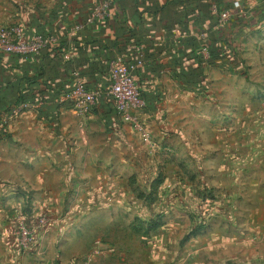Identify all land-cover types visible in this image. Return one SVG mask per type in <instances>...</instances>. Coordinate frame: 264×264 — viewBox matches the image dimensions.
<instances>
[{"label":"rangeland","instance_id":"obj_1","mask_svg":"<svg viewBox=\"0 0 264 264\" xmlns=\"http://www.w3.org/2000/svg\"><path fill=\"white\" fill-rule=\"evenodd\" d=\"M20 5L0 0V27ZM239 59L169 90L144 131L116 114L109 130L94 107L17 119L6 136L27 138V191L0 177V264H190L229 204H264V28Z\"/></svg>","mask_w":264,"mask_h":264},{"label":"crops","instance_id":"obj_2","mask_svg":"<svg viewBox=\"0 0 264 264\" xmlns=\"http://www.w3.org/2000/svg\"><path fill=\"white\" fill-rule=\"evenodd\" d=\"M102 1L27 0V6L20 5L19 24L29 34L54 36L58 42L38 59L0 54V105L4 107L0 115V177L26 178L16 181L25 191L27 138L10 140L6 130L29 113L49 120L64 110L77 111L72 103L60 101L72 90L75 73L87 90L98 93L93 109L106 120L108 129L114 130V102L108 95L109 67L114 60L144 62L135 78L147 102L145 112L154 114L163 108L169 90L193 87L184 85L192 76L200 74L198 80L204 82L211 70L237 65L243 42L264 28V0H111L110 17L73 31L85 24ZM236 2L241 8H235ZM213 3L229 12L227 21L221 22L212 11ZM216 49L219 56L210 59ZM21 93L26 96L23 101H19ZM20 105L27 107L18 117L10 118V112ZM9 144L11 153H5ZM9 205L0 204V257L4 252V207ZM229 208L231 216L218 217L216 232L205 235L207 244L189 245L190 264H264V204H229Z\"/></svg>","mask_w":264,"mask_h":264},{"label":"built area","instance_id":"obj_3","mask_svg":"<svg viewBox=\"0 0 264 264\" xmlns=\"http://www.w3.org/2000/svg\"><path fill=\"white\" fill-rule=\"evenodd\" d=\"M212 1V0H209ZM111 0H103L96 5L84 25H77L73 31L81 30L85 25H94L102 22L111 15ZM235 8H241L239 2L235 3ZM212 11L219 15L220 21L225 22L229 18V12H219L218 7L213 3ZM58 40L54 36H44L41 34H29L21 24L0 27V54L19 55L21 57L37 58L41 53L57 44ZM142 66V62L127 65L123 59L114 60L109 67L110 86L108 95L113 99L116 117L133 126L137 130L144 131L140 123L139 115L145 111L146 103L141 97L139 87L136 83L135 72ZM76 82L70 92H68L61 102H70L75 105L78 112H85L92 109L96 102L98 93L89 91L83 85L82 80L75 73ZM27 105H20L14 108L10 118L18 117ZM26 234V230H23Z\"/></svg>","mask_w":264,"mask_h":264},{"label":"trees","instance_id":"obj_4","mask_svg":"<svg viewBox=\"0 0 264 264\" xmlns=\"http://www.w3.org/2000/svg\"><path fill=\"white\" fill-rule=\"evenodd\" d=\"M112 2H113V0H112ZM219 11L220 12H222L223 10H221L220 9V7H219ZM47 36H50V35H47ZM45 50H48V48L47 49H45ZM44 50V51H45ZM218 50L216 49V50H214V52L213 53H210L209 54V58L210 59H214V58H216L217 56H219V53L217 52ZM42 54H43V52L41 53V55L39 56V57H37V58H35V59H38V58H40L41 56H42ZM13 56H19V55H13ZM27 58H29V57H27ZM142 62V66L144 65L143 63V61L142 60H140V59H138V60H134V61H129V62H125L127 65H133V64H136L137 62ZM70 64V63H69ZM72 66V65H71ZM138 70V69H137ZM38 71H42V69H39ZM38 74V73H37ZM38 76H43V74L42 73H39L38 74ZM192 79L191 80H186L185 82H184V85H187V86H199L200 85V83H201V81H199L198 79L200 78V74H198L197 76H192L191 77ZM140 90V89H139ZM142 97V96H141ZM26 98V96L25 95H23L22 93H21V95H20V97H19V101H23L24 99ZM143 98V97H142ZM143 100L145 101V103H147L146 102V100L143 98ZM65 104V103H64ZM66 105V104H65ZM69 105V104H68ZM4 107H2V105H0V115L1 114H3L2 112H3V109ZM11 109V107L7 110L8 112H9V110ZM153 230H155V229H157V228H159L160 227V224H158V223H155L154 225H153Z\"/></svg>","mask_w":264,"mask_h":264}]
</instances>
